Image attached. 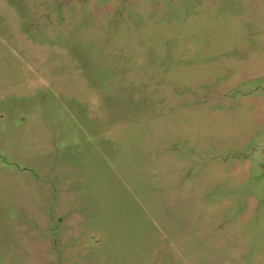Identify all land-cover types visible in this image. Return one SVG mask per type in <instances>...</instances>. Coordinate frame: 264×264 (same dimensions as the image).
Returning a JSON list of instances; mask_svg holds the SVG:
<instances>
[{"label":"rangeland","instance_id":"rangeland-1","mask_svg":"<svg viewBox=\"0 0 264 264\" xmlns=\"http://www.w3.org/2000/svg\"><path fill=\"white\" fill-rule=\"evenodd\" d=\"M0 264H264V0H0Z\"/></svg>","mask_w":264,"mask_h":264}]
</instances>
